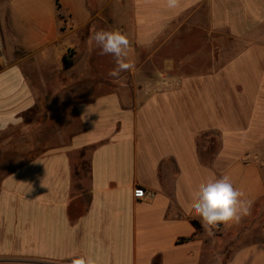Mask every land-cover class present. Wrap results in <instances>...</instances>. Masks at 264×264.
<instances>
[{
	"label": "crops",
	"instance_id": "crops-1",
	"mask_svg": "<svg viewBox=\"0 0 264 264\" xmlns=\"http://www.w3.org/2000/svg\"><path fill=\"white\" fill-rule=\"evenodd\" d=\"M0 116V264H264V0H0ZM224 175L251 212L208 236Z\"/></svg>",
	"mask_w": 264,
	"mask_h": 264
},
{
	"label": "clouds",
	"instance_id": "clouds-1",
	"mask_svg": "<svg viewBox=\"0 0 264 264\" xmlns=\"http://www.w3.org/2000/svg\"><path fill=\"white\" fill-rule=\"evenodd\" d=\"M169 8L177 6L178 0H166ZM100 49L101 55H111L115 67L108 73L110 77L119 78L122 72L130 71L134 64L128 62L131 44L125 34L120 31L100 29L90 37ZM21 120L15 116H0V131H5L9 126L19 124ZM244 193L235 188L231 178L224 175L213 181L202 183L194 194L191 207L200 217L202 227L208 236H213L214 229L220 225L238 223L244 216L251 212V202L243 199ZM79 264H84L80 261ZM88 264H94L89 259Z\"/></svg>",
	"mask_w": 264,
	"mask_h": 264
},
{
	"label": "rangeland",
	"instance_id": "rangeland-1",
	"mask_svg": "<svg viewBox=\"0 0 264 264\" xmlns=\"http://www.w3.org/2000/svg\"><path fill=\"white\" fill-rule=\"evenodd\" d=\"M15 137H16V133H15ZM14 143V142H13ZM18 146H23L22 145V143L20 142H15L14 144H12L11 145V147L9 148V149H7V150H1L0 151V171L4 168V162H5V160L6 159H8L9 161L10 160H13V154H10L9 156H8V153L10 152H15V153H17V149H18ZM15 156H16V154H15ZM15 156H14V158H15ZM226 258L227 257H221V261H222V263H224V261L226 260Z\"/></svg>",
	"mask_w": 264,
	"mask_h": 264
},
{
	"label": "built area",
	"instance_id": "built-area-1",
	"mask_svg": "<svg viewBox=\"0 0 264 264\" xmlns=\"http://www.w3.org/2000/svg\"><path fill=\"white\" fill-rule=\"evenodd\" d=\"M150 194H147L143 188L137 187L133 191V197L137 200H144L150 197Z\"/></svg>",
	"mask_w": 264,
	"mask_h": 264
},
{
	"label": "trees",
	"instance_id": "trees-1",
	"mask_svg": "<svg viewBox=\"0 0 264 264\" xmlns=\"http://www.w3.org/2000/svg\"><path fill=\"white\" fill-rule=\"evenodd\" d=\"M195 224V223H194ZM195 226H196V224H195Z\"/></svg>",
	"mask_w": 264,
	"mask_h": 264
}]
</instances>
